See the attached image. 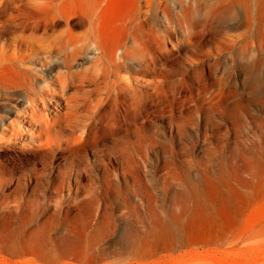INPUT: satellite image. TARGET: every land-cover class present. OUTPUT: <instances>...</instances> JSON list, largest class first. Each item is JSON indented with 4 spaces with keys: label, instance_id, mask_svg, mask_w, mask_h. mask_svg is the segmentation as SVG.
Listing matches in <instances>:
<instances>
[{
    "label": "rangeland",
    "instance_id": "374dc122",
    "mask_svg": "<svg viewBox=\"0 0 264 264\" xmlns=\"http://www.w3.org/2000/svg\"><path fill=\"white\" fill-rule=\"evenodd\" d=\"M31 1L54 24L43 47L95 42L76 70L122 47L144 62L44 147L1 143L0 264H264V0ZM14 36L0 57L25 49ZM40 50L39 70L61 60Z\"/></svg>",
    "mask_w": 264,
    "mask_h": 264
},
{
    "label": "bare ground",
    "instance_id": "6f19581e",
    "mask_svg": "<svg viewBox=\"0 0 264 264\" xmlns=\"http://www.w3.org/2000/svg\"><path fill=\"white\" fill-rule=\"evenodd\" d=\"M22 1L0 0V15L3 5L14 6L17 12L6 15V20L0 25V30L15 33L13 42L25 47L19 54L12 53L0 57V150L14 146L11 144H15L13 142L17 140L28 141L26 142L28 145L42 148L45 143L38 141L40 136L47 135L50 130L56 131L72 126L83 105L94 108L113 106L111 102L116 100V93L110 91L107 83L101 85L107 80V73L120 72L132 58L140 59V64L144 62V51L141 48L137 46L134 52H128L126 47H122L117 56L115 51L107 54L106 63L104 58L96 55L91 64L81 70H76L75 68L80 64L73 61L83 51L94 45L92 35L89 39L91 41L87 43L68 35L52 46L44 44L45 47H43L41 39L35 34L39 31L46 34L54 24L47 17L37 16L35 12L24 14L20 9V4L26 3L30 8L38 9L45 3L35 4L31 0ZM61 8L60 6L58 10ZM91 18L88 16V20L79 21L76 25H86L92 30L90 26L93 24V19ZM25 32H29L30 35H24ZM46 47L60 54L61 60L46 70H39L34 66L32 57L28 55L40 49L43 51ZM23 50L29 52L24 54ZM94 63H96L95 66L92 65ZM55 68L60 71L52 74ZM12 75L14 78L8 79ZM117 76L122 80L119 75ZM86 86H89L88 89ZM54 105L55 111L51 110ZM4 114L8 115L7 119ZM88 118L93 119L94 117ZM91 125V122L83 121L82 128L84 130ZM9 142L11 144L7 147L1 145V143Z\"/></svg>",
    "mask_w": 264,
    "mask_h": 264
}]
</instances>
